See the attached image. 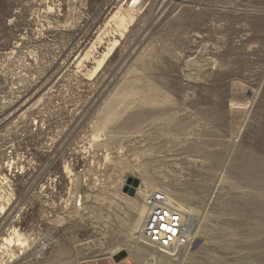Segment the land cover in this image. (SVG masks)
<instances>
[{"label":"rangeland","instance_id":"obj_1","mask_svg":"<svg viewBox=\"0 0 264 264\" xmlns=\"http://www.w3.org/2000/svg\"><path fill=\"white\" fill-rule=\"evenodd\" d=\"M132 2L0 0V264H264V0Z\"/></svg>","mask_w":264,"mask_h":264},{"label":"built area","instance_id":"obj_2","mask_svg":"<svg viewBox=\"0 0 264 264\" xmlns=\"http://www.w3.org/2000/svg\"><path fill=\"white\" fill-rule=\"evenodd\" d=\"M145 199L148 213L143 224L142 236L163 252H174L177 245L188 242L192 222L183 211L161 192L149 193Z\"/></svg>","mask_w":264,"mask_h":264},{"label":"bare ground","instance_id":"obj_3","mask_svg":"<svg viewBox=\"0 0 264 264\" xmlns=\"http://www.w3.org/2000/svg\"><path fill=\"white\" fill-rule=\"evenodd\" d=\"M140 2V0H133V2H132V7L131 8H133L136 4H138ZM136 7V6H135ZM51 8V7H50ZM128 9L127 11H126V13H122V12H120V11H117L114 15H113V17L114 18H117L118 19V21H119V23L117 22V24L119 25V27H121V28H124V27H126V24H128V26H129V21L130 20H133V17H134V15L132 14L133 12H132V9ZM135 13V12H134ZM136 16H137V14H136ZM116 19V20H117ZM128 22V23H127ZM135 22V21H134ZM116 23V22H115ZM133 24V23H132ZM118 41L119 40H115L114 42H113V44L108 48V50L106 51V52H104V53H102L103 54V57L100 59V60H98V66H97V68H96V70L97 69H100V67L103 65V63H105V60L107 59V57L110 55V53L112 52V50L115 48V46L116 45H118ZM87 55H88V53H87ZM95 70V71H96ZM148 197L149 196H146V198L145 199H148ZM146 203V202H145ZM178 206H179V208L184 212L183 213V215H184V217L186 218L187 217V219H188V221L189 222H192V225H193V227H192V231H191V233H192V236H193V234H194V231H195V228H196V225H197V220H196V218L194 217V216H192L191 215V213H190V211L189 210H187L185 207H183V206H181V205H179L178 204ZM144 208L145 209H142V210H144V211H142V213H141V219L138 221V225L140 226V228H142L143 226H142V223H143V221H144V215H145V217L147 216L146 214L148 213V207L146 206V205H144ZM145 213V214H144ZM140 214V213H139ZM138 220V219H137ZM195 225H194V224ZM136 226V225H135ZM137 230V229H136ZM136 232V231H135ZM18 236H20V235H18ZM17 236V237H18ZM140 236H141V239L143 238L142 237V233H141V231H140ZM143 240V239H142ZM18 241H21V239H18ZM23 241V240H22ZM6 242L9 244V243H12L13 242V238H11V237H9V238H6Z\"/></svg>","mask_w":264,"mask_h":264}]
</instances>
